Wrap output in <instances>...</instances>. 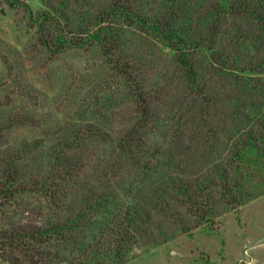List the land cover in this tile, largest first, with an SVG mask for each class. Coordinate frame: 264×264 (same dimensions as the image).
Returning a JSON list of instances; mask_svg holds the SVG:
<instances>
[{
  "label": "trees",
  "instance_id": "16d2710c",
  "mask_svg": "<svg viewBox=\"0 0 264 264\" xmlns=\"http://www.w3.org/2000/svg\"><path fill=\"white\" fill-rule=\"evenodd\" d=\"M39 1L5 0L95 73L49 126L0 102V264H126L264 194V0Z\"/></svg>",
  "mask_w": 264,
  "mask_h": 264
},
{
  "label": "rangeland",
  "instance_id": "374dc122",
  "mask_svg": "<svg viewBox=\"0 0 264 264\" xmlns=\"http://www.w3.org/2000/svg\"><path fill=\"white\" fill-rule=\"evenodd\" d=\"M23 2L34 14L43 8L39 0ZM35 31L26 7H10L0 0V102H13L8 107L35 114V126H49L71 109L69 82L94 74L95 65L92 56L81 51L49 57L37 45ZM5 62L13 66L10 80ZM22 85L28 86L30 100L17 96ZM39 129L20 127L13 136L31 138ZM126 264H264V194L224 212L210 225L178 233L157 247L136 250Z\"/></svg>",
  "mask_w": 264,
  "mask_h": 264
}]
</instances>
